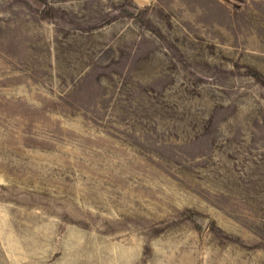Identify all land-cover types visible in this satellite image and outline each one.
I'll use <instances>...</instances> for the list:
<instances>
[{
  "label": "rangeland",
  "instance_id": "374dc122",
  "mask_svg": "<svg viewBox=\"0 0 264 264\" xmlns=\"http://www.w3.org/2000/svg\"><path fill=\"white\" fill-rule=\"evenodd\" d=\"M0 264H264V0H0Z\"/></svg>",
  "mask_w": 264,
  "mask_h": 264
}]
</instances>
